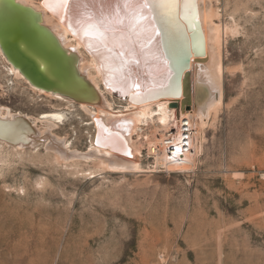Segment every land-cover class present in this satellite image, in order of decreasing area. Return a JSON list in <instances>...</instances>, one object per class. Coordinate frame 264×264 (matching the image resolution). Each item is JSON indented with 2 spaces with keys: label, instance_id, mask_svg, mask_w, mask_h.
I'll return each mask as SVG.
<instances>
[{
  "label": "rangeland",
  "instance_id": "obj_1",
  "mask_svg": "<svg viewBox=\"0 0 264 264\" xmlns=\"http://www.w3.org/2000/svg\"><path fill=\"white\" fill-rule=\"evenodd\" d=\"M210 4L224 29V99L195 166L169 171L145 145L141 171L102 172L97 161L58 159L50 138L39 148L2 144L0 264H264V0ZM9 65L0 49V104L31 119L64 111L48 134L87 151L90 113L32 90ZM121 97L114 112L126 108Z\"/></svg>",
  "mask_w": 264,
  "mask_h": 264
},
{
  "label": "bare ground",
  "instance_id": "obj_2",
  "mask_svg": "<svg viewBox=\"0 0 264 264\" xmlns=\"http://www.w3.org/2000/svg\"><path fill=\"white\" fill-rule=\"evenodd\" d=\"M19 1L42 12L44 23L63 45L78 52L80 70L98 88L103 101L98 106L75 102L30 85L40 94L76 103L90 113L95 133L85 152L74 149L62 137L52 141L48 134L65 122L66 113L62 110L44 112L31 119L0 104L2 119L27 117L44 138L53 142L45 144V148H52L65 163L97 161L102 172H138L143 168L139 157L146 145L157 165L169 171L191 170L195 166L203 127L224 99V29L214 22L210 0ZM188 51L189 76L185 77L184 70L171 82L174 70L166 52L176 69ZM85 52L90 54L92 64L86 62ZM92 68L96 75L90 72ZM8 70L24 79L12 65ZM186 82L191 85L192 111L181 104ZM116 95L127 100L125 110L114 112ZM173 100H178L177 107L170 105ZM39 122L45 125L43 129ZM2 144L16 150L25 147L0 140ZM38 145L32 143L34 148Z\"/></svg>",
  "mask_w": 264,
  "mask_h": 264
},
{
  "label": "water",
  "instance_id": "obj_3",
  "mask_svg": "<svg viewBox=\"0 0 264 264\" xmlns=\"http://www.w3.org/2000/svg\"><path fill=\"white\" fill-rule=\"evenodd\" d=\"M0 49L30 84L75 102L102 104V94L80 70L78 52L64 46L51 27L44 23L43 13L32 6L19 0H0ZM166 56L174 70L171 82L184 70L185 77L189 76V51L176 69L173 58L167 52ZM191 92L190 82H186L182 106L191 105ZM170 105L177 107L179 102L173 100ZM0 140L13 146H29L33 142H44L46 138L27 117L17 115L13 120L0 117Z\"/></svg>",
  "mask_w": 264,
  "mask_h": 264
},
{
  "label": "built area",
  "instance_id": "obj_4",
  "mask_svg": "<svg viewBox=\"0 0 264 264\" xmlns=\"http://www.w3.org/2000/svg\"><path fill=\"white\" fill-rule=\"evenodd\" d=\"M168 141H171L170 139H168ZM170 149V148H169Z\"/></svg>",
  "mask_w": 264,
  "mask_h": 264
}]
</instances>
